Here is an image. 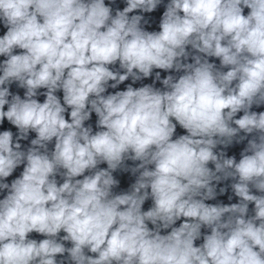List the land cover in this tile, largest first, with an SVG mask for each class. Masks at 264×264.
<instances>
[{
  "label": "clouds",
  "instance_id": "1",
  "mask_svg": "<svg viewBox=\"0 0 264 264\" xmlns=\"http://www.w3.org/2000/svg\"><path fill=\"white\" fill-rule=\"evenodd\" d=\"M0 264H264V0H0Z\"/></svg>",
  "mask_w": 264,
  "mask_h": 264
}]
</instances>
